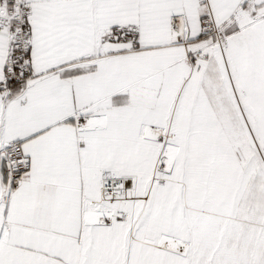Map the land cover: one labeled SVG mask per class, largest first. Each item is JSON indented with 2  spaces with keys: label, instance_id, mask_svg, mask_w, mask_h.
<instances>
[{
  "label": "snow or ice",
  "instance_id": "snow-or-ice-1",
  "mask_svg": "<svg viewBox=\"0 0 264 264\" xmlns=\"http://www.w3.org/2000/svg\"><path fill=\"white\" fill-rule=\"evenodd\" d=\"M0 264H264V0H0Z\"/></svg>",
  "mask_w": 264,
  "mask_h": 264
}]
</instances>
